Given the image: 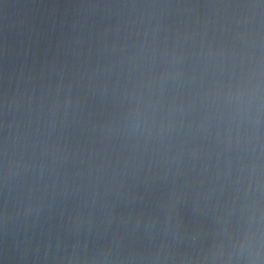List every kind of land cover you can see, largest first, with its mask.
<instances>
[{"label": "water", "instance_id": "95a60500", "mask_svg": "<svg viewBox=\"0 0 264 264\" xmlns=\"http://www.w3.org/2000/svg\"><path fill=\"white\" fill-rule=\"evenodd\" d=\"M0 264H264V0H0Z\"/></svg>", "mask_w": 264, "mask_h": 264}]
</instances>
